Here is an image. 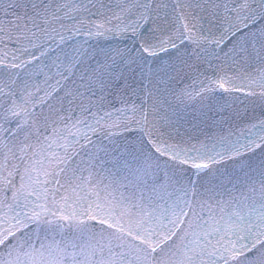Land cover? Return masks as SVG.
Returning <instances> with one entry per match:
<instances>
[{
	"label": "snow or ice",
	"instance_id": "6c2138e0",
	"mask_svg": "<svg viewBox=\"0 0 264 264\" xmlns=\"http://www.w3.org/2000/svg\"><path fill=\"white\" fill-rule=\"evenodd\" d=\"M0 264H264V0H0Z\"/></svg>",
	"mask_w": 264,
	"mask_h": 264
}]
</instances>
